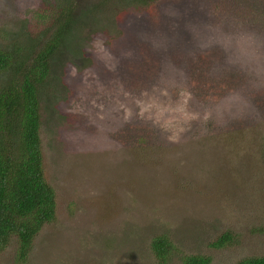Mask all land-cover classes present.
<instances>
[{"label":"rangeland","instance_id":"1","mask_svg":"<svg viewBox=\"0 0 264 264\" xmlns=\"http://www.w3.org/2000/svg\"><path fill=\"white\" fill-rule=\"evenodd\" d=\"M36 1L0 0V45ZM110 13L54 61L40 137L56 217L23 264H154L156 233L211 264L264 256V0Z\"/></svg>","mask_w":264,"mask_h":264},{"label":"trees","instance_id":"2","mask_svg":"<svg viewBox=\"0 0 264 264\" xmlns=\"http://www.w3.org/2000/svg\"><path fill=\"white\" fill-rule=\"evenodd\" d=\"M36 2L20 19L18 28L4 31L6 44L0 45V253L14 240L15 259L21 264L27 261L41 229L56 217V195L44 177L40 137L42 96L52 86L54 61L64 51L71 56L77 53L73 40L81 36L87 24L104 25L110 20V12L122 6L141 8L150 4V0ZM82 4H86L84 10L80 9ZM254 41H249L251 46ZM234 53L243 59L239 51ZM186 59L191 61L190 55ZM261 154L264 159V147ZM193 170L201 174L198 164ZM232 241L226 231L209 247L223 248ZM146 250L154 264H172L176 257L179 264L212 262L207 255L181 252L162 233L154 234ZM237 264H264V256L245 257Z\"/></svg>","mask_w":264,"mask_h":264}]
</instances>
